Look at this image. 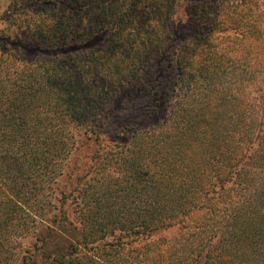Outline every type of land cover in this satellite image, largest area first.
Masks as SVG:
<instances>
[{
	"label": "trees",
	"instance_id": "obj_1",
	"mask_svg": "<svg viewBox=\"0 0 264 264\" xmlns=\"http://www.w3.org/2000/svg\"><path fill=\"white\" fill-rule=\"evenodd\" d=\"M10 2L22 16L15 25L48 55L28 63L0 43V264H264V8L255 0ZM185 7L191 40L181 35ZM10 59L22 67L9 71ZM157 59L177 71L171 94L154 103L163 122L118 118L117 149L103 147L113 111H127L112 109L115 98L129 89L151 96ZM80 127L88 142L76 137ZM68 176L72 188L59 191V211L38 230L42 194ZM118 230L111 246L132 259L77 256Z\"/></svg>",
	"mask_w": 264,
	"mask_h": 264
},
{
	"label": "rangeland",
	"instance_id": "obj_2",
	"mask_svg": "<svg viewBox=\"0 0 264 264\" xmlns=\"http://www.w3.org/2000/svg\"><path fill=\"white\" fill-rule=\"evenodd\" d=\"M255 2L260 5L262 8H264V0H255ZM10 0H0V43L4 47H11L13 49V52L16 55L23 56L28 63L33 61L34 59L43 56L48 55L46 53V50L42 47H36L35 45L31 44L27 40V29L26 26L23 24H17L15 25V21L19 20L22 16L19 14H16L17 11L14 8H10ZM181 19H182V33L181 35H184L185 37H188V39H193L195 37V25L192 24V14L191 10L188 7H185L181 11ZM88 45L87 43L81 44V46ZM86 51V50H83ZM8 61V67L9 71H14L19 67H22L21 61H18L17 63H14L12 59L7 60ZM153 71L157 74H160V82L159 85L156 86L153 93H151V96H149L146 92L145 93H139L140 90L138 89H129L131 91L130 96H124L123 94H118L117 98H115V103L112 104V109L114 107L118 106H125L127 111L125 113H118L113 111L111 114L112 116V127L110 132L104 133L105 139L109 140L110 143L106 144L103 143V147H111V149L116 150V146L119 145L120 141H117L116 139L112 138L113 135L111 133L114 128H116V125L118 123L117 119H128L131 122L135 123L138 121H142V117L145 118V127H155L159 123L163 122L164 114L163 111L155 108L154 103L156 101V98L158 99L160 95H162V91L164 89L170 90L173 89L174 82L177 79V71H176V64L174 62H169L168 60L161 61V60H154L153 65ZM177 82V81H176ZM158 93L159 95L156 96ZM124 96V98H123ZM123 98V99H122ZM178 100L177 97L171 98V103H175V101ZM148 103H153L152 108L148 112V114L144 113L142 111V106ZM158 115H154L155 113ZM144 114V115H143ZM143 115V116H142ZM103 117H99V120H102ZM133 125V124H132ZM134 127V126H132ZM75 135L77 138H79L80 141H87L90 133L84 128L80 127L79 129H74ZM88 142V141H87ZM112 142V143H111ZM91 148L96 149L97 147L95 145H91ZM93 153V152H91ZM90 151L85 149L82 156H85V159L89 161V158L91 156ZM85 164V162H84ZM81 169L84 168L83 164L80 165ZM65 172L68 174V171L65 170ZM67 178L59 179V181L54 185H49L46 189L44 194H42V200L43 202L41 205L42 208V215L44 222L39 224L38 230H42L45 228L44 224H49L52 220L55 213L59 211V208L61 207L60 202V194L59 191L66 187L67 190L71 189L72 186L70 180ZM67 212L69 213L68 219L71 221L73 226H78V220L81 221L80 216L75 211V205L72 202H68L65 206ZM80 227V226H79ZM67 232L71 231L72 229L67 226L66 228ZM70 233V232H69ZM121 235V232L118 230L116 231L115 235H108L105 237L104 240H101L97 244H88L83 248H79V254L77 256L84 257L87 253H91L92 255H97L101 262L104 263L106 261H117L119 259H132V253H127L121 250H115L111 245L112 244H118L119 239L118 236ZM29 239L26 241V244L30 246V244L35 241V236L33 234L29 235ZM22 242L25 243V240L22 238ZM136 245H139L138 243H133ZM85 248V249H84ZM32 253V254H31ZM30 254L36 255L38 259L42 260L41 255L39 253H35L33 250ZM118 253V254H116ZM116 254V255H115ZM113 256V257H111Z\"/></svg>",
	"mask_w": 264,
	"mask_h": 264
}]
</instances>
